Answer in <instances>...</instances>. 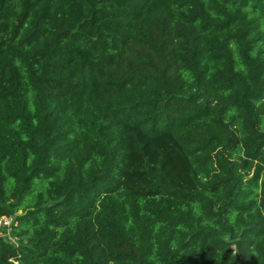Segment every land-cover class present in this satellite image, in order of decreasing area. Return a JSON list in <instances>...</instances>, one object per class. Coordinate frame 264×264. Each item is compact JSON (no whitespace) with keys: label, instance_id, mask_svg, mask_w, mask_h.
Masks as SVG:
<instances>
[{"label":"trees","instance_id":"1","mask_svg":"<svg viewBox=\"0 0 264 264\" xmlns=\"http://www.w3.org/2000/svg\"><path fill=\"white\" fill-rule=\"evenodd\" d=\"M0 264H264V0H0Z\"/></svg>","mask_w":264,"mask_h":264},{"label":"rangeland","instance_id":"2","mask_svg":"<svg viewBox=\"0 0 264 264\" xmlns=\"http://www.w3.org/2000/svg\"><path fill=\"white\" fill-rule=\"evenodd\" d=\"M22 212L16 213L13 217L8 218L6 224H3L0 228V235L11 243H16L17 240L13 234L12 225L16 223V217L21 215Z\"/></svg>","mask_w":264,"mask_h":264},{"label":"built area","instance_id":"3","mask_svg":"<svg viewBox=\"0 0 264 264\" xmlns=\"http://www.w3.org/2000/svg\"><path fill=\"white\" fill-rule=\"evenodd\" d=\"M8 221V218L7 217H2L0 218V228L3 224H6V222ZM13 226V225H12Z\"/></svg>","mask_w":264,"mask_h":264}]
</instances>
